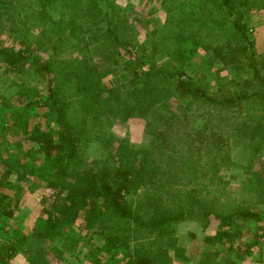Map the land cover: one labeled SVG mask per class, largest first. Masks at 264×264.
<instances>
[{
  "label": "trees",
  "instance_id": "obj_1",
  "mask_svg": "<svg viewBox=\"0 0 264 264\" xmlns=\"http://www.w3.org/2000/svg\"><path fill=\"white\" fill-rule=\"evenodd\" d=\"M27 2L0 0V21L7 14L14 26L13 41L0 40V62L4 73L44 85L0 92V217L15 216L25 185L48 194L49 205L29 232L2 225L0 264L19 253L48 264V248L59 259L76 249V257L81 241L109 264L117 250L125 264H174L186 256L176 235L184 220L215 223L193 264H237L264 243V176L253 170L264 143V53L249 26L253 11L264 22V0H182L177 19L142 41L115 0H33L31 13ZM131 117L144 120L139 147L113 130ZM93 141L118 146L90 157ZM233 166L247 201L222 187L220 169ZM201 177L218 193L186 186ZM249 221L253 237L241 241Z\"/></svg>",
  "mask_w": 264,
  "mask_h": 264
},
{
  "label": "rangeland",
  "instance_id": "obj_2",
  "mask_svg": "<svg viewBox=\"0 0 264 264\" xmlns=\"http://www.w3.org/2000/svg\"><path fill=\"white\" fill-rule=\"evenodd\" d=\"M33 0H28L27 2V11L31 13L32 9H38V5L31 4ZM182 0H115L119 5L125 8L123 11L129 14V24L133 27V35L137 37L139 41L144 39V33L146 30H150L154 27H162L163 25H168L170 22L175 21L180 14V10L178 8L179 2ZM20 8L22 3L18 4ZM17 8V9H18ZM122 11V12H123ZM121 13V12H120ZM9 15L5 14L2 20L0 21V27L3 29L2 33H0V40L2 42L11 43L13 41L12 35L9 34V30H13V24H10ZM31 18V17H30ZM33 21V18H31ZM249 26L251 27L252 34L255 38V50L258 54L264 53V44L260 49L258 48L257 41L264 40V22L262 19V15L253 11L249 16ZM45 38V37H44ZM43 38V39H44ZM264 43V42H262ZM43 56L46 55L42 54ZM262 59L258 58L257 64L261 65ZM5 65L0 62V92L5 96H9L14 94L16 90H18V84L23 82L27 87H37L40 90H43V83L39 79H34L32 75L24 74L21 75L20 78L15 72L4 73ZM200 69L202 71L208 72L209 65L206 61L200 64ZM262 66L260 69H263ZM226 71L222 70L219 74L226 75ZM216 80L213 78L210 80V87H214ZM14 97V95H13ZM175 105V102L173 103ZM244 115V114H241ZM237 116L234 117V119ZM242 117H237L235 121L243 122ZM113 130L118 135H121L129 140L131 145L134 147H139L145 143L146 133H145V124L144 120L138 117H131L127 119L125 122H119L114 125ZM264 134V133H263ZM22 139V138H21ZM19 141V138L16 139ZM118 146L117 142L109 145L108 148L104 149L103 144H99L97 141H93L88 143L86 148L87 154L90 157H103L108 154L109 151L114 152L115 148ZM232 155L237 160L241 158V154L238 151L232 149ZM243 159V158H242ZM253 170H257L261 175L264 176V143L261 147L260 153L253 158ZM220 174L225 177L224 182L222 183V187H225V192L227 196L238 197L242 201H247L248 198L246 196V192L241 190V179H242V170L241 168H236L233 166L232 168L223 167L220 169ZM241 174V175H239ZM210 181L204 178H198L196 182L186 185L187 187H194L198 190H202L206 192L208 190L211 193H218V188L212 186ZM21 193L18 192L19 205L17 208V212L12 218H3L0 217V231L2 225H9L13 228H20L22 231L29 232L30 228L39 225L46 217V213L44 212V208L48 207V201H45L48 194L42 196L38 190H34L32 187L26 186L22 189ZM17 189L15 186L5 185V193L10 196H15L17 193ZM259 210L264 213V203L258 204ZM8 222V223H7ZM114 224V223H113ZM264 225V220L262 222ZM244 231L243 237L241 241H244L248 237H253V233L256 229V224L254 222L249 221L244 223ZM215 223L209 224L205 229L201 223L196 222L194 220H184L177 224L176 227V235L178 237V241L181 245H183L186 249L185 258H176L174 259V264H193L195 250L200 246L201 242L204 240L206 235H211L214 233ZM77 230V229H76ZM76 230L73 229L74 234H76ZM257 231V230H256ZM128 232V230L126 231ZM257 233V232H256ZM84 236H88V233L84 232ZM85 237V238H86ZM95 239V236L93 237ZM63 240L57 242V246L59 248H64ZM84 242V241H83ZM80 247V254L78 256H74L76 249L73 250L70 254L66 253L62 259L57 258L50 248L47 246H52V244L45 243V246L48 248L44 249V255L48 261V264H109V261L106 258H109L108 255L102 254L97 257L95 253L90 257L87 255L89 252L88 245H83ZM94 243H96L94 241ZM85 244V242H84ZM88 244V242H87ZM78 245H76L77 247ZM213 249L222 250L221 247H213ZM193 256V258H192ZM187 257V258H186ZM115 260H118L116 264H125V257L123 256L122 250H117L116 255L114 256ZM8 264H27L26 256L23 254H17L13 257ZM237 264H264V243H260L253 247L252 252L246 256V258L238 262Z\"/></svg>",
  "mask_w": 264,
  "mask_h": 264
},
{
  "label": "crops",
  "instance_id": "obj_3",
  "mask_svg": "<svg viewBox=\"0 0 264 264\" xmlns=\"http://www.w3.org/2000/svg\"><path fill=\"white\" fill-rule=\"evenodd\" d=\"M262 42H264V40L262 41ZM261 41H257V46H258V48H259V46H260V49H261V47H262V44H264V43H262Z\"/></svg>",
  "mask_w": 264,
  "mask_h": 264
}]
</instances>
